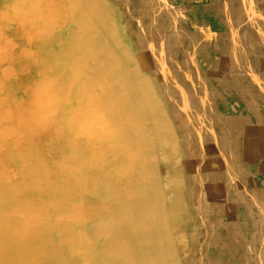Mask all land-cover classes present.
Returning a JSON list of instances; mask_svg holds the SVG:
<instances>
[{
  "label": "bare ground",
  "instance_id": "6f19581e",
  "mask_svg": "<svg viewBox=\"0 0 264 264\" xmlns=\"http://www.w3.org/2000/svg\"><path fill=\"white\" fill-rule=\"evenodd\" d=\"M83 1L90 7L91 13L99 18L102 27L110 29L106 16L111 11L106 6L107 2ZM119 1L126 6L129 19L137 25L139 46L147 54L150 64L164 78V94L173 103L170 115L173 128L177 130L173 133L180 137L178 149L183 159L180 167L186 175L183 182L165 178L158 183L159 162L170 159L171 163L173 155L166 157L161 150L157 156L152 153L151 146L137 144L146 143L151 131L162 141L167 139L161 127L159 129L155 124L147 126L145 122L150 118L160 119L162 115L153 107L151 83L143 73L138 75L139 64L134 61L131 46L118 37L121 29H114L115 36L103 41L89 18L83 14L85 5H74L70 23L73 30L68 33L72 35L73 49L68 55L75 60L82 52L76 66L86 67L77 70H85L88 85L96 84V90L100 94L103 91L105 105L113 110V117L116 114L120 117L119 128L121 126L122 131L127 132L128 140H131L130 149L135 150L134 154L128 155V160L125 155L122 156L121 162L130 160V164L134 165V175L130 180L137 192L131 197L122 191L114 193L111 213L120 210L129 212L122 220H112V230L103 256L109 259L110 264H132L131 257L140 264L141 260L150 261L159 252L162 253L157 239L166 240L163 232L169 229L170 219L168 204L164 205L166 201L161 198L174 191L180 200L176 199L173 206L180 211L176 212L178 215L181 213L182 222L189 223L190 234H199L198 241L194 240L200 250L207 241L218 247L214 259L219 264H264V251L258 249V233L264 227V192L255 189L248 194L236 183L241 177L246 179L253 176L256 182L264 179V0ZM204 1L208 4L203 5ZM171 19L181 20L180 35L169 33L167 25ZM186 23L189 25L186 26ZM62 40L68 41L66 33ZM179 48L181 54L177 55ZM159 56L163 57L165 66L159 65ZM167 73L171 80L167 78ZM103 82L111 87L103 88ZM209 84L212 89H206L205 85ZM139 96L144 101L142 105L138 104L141 102ZM2 100L1 103L6 99ZM187 104L194 107V114ZM4 133L1 132L0 137L2 134L4 137ZM216 151L220 152L223 160L216 156ZM170 171L173 170L170 168ZM61 173H71L75 182L85 180L74 168L69 171L64 166ZM141 183H146L148 187L141 189ZM64 191L65 196L67 190ZM140 193L148 195L142 198ZM66 201L58 202L64 207ZM51 204L58 205L54 201ZM12 209L5 210L3 216L12 213ZM72 213L78 212L74 210ZM29 214L39 217L35 219L32 231H25L21 223L11 222L10 235L18 239L15 243L19 245H4L2 240L8 237L0 235V264H45L54 258H58L57 264L68 263L69 258H64L59 245L48 237L50 226L42 220L41 211ZM86 233L89 234V231ZM143 237L150 239L142 242ZM75 239L67 237L60 243L70 246L71 255L78 253L81 247ZM82 245L87 251L91 243L84 239ZM204 255L208 257L205 264L214 263L209 250Z\"/></svg>",
  "mask_w": 264,
  "mask_h": 264
},
{
  "label": "rangeland",
  "instance_id": "374dc122",
  "mask_svg": "<svg viewBox=\"0 0 264 264\" xmlns=\"http://www.w3.org/2000/svg\"><path fill=\"white\" fill-rule=\"evenodd\" d=\"M105 1L107 8L111 11L106 16L110 25L108 30L102 27L99 18L91 13L90 7L83 0H64V2L63 0H0V100H7L0 102V125L2 126H0V133L4 131L6 133V129L10 134L12 132L11 135H7V132L4 133L6 136L3 137L2 134L0 137L2 139L0 140V235L8 237L2 240L4 245L9 247L19 245L15 243L18 239L10 235L11 222L21 223L25 231H32L35 227V219L39 217L29 213L40 210L43 215L42 220L50 226L47 232L48 237L55 242V245H59L63 257L69 258L66 264H91L92 262V264H110L109 259L103 256V250L110 238L112 220H122L129 212L120 210L111 213L114 207L113 195L122 191L131 197L137 192L133 186L134 183L130 180L134 175V165L130 164V160L126 163L121 162L122 156L125 155L128 160V155L134 154L135 150L130 149L131 140H128L127 132H123L121 126L119 128L120 117L117 114L115 117L111 115L113 110L105 105L106 100L102 99L103 91L100 94L96 90V84L88 85L84 76L85 70L81 72L77 70L86 67L85 65L76 66L78 58L82 57V52L75 60L70 59L68 55V52L73 49L72 35L68 33L73 30L70 23L74 5H85L83 14L89 18L103 41L115 36L114 29L116 30L117 27L121 29L118 37L131 46L134 61L139 64L138 75L143 73L151 83L153 107L157 108L162 115L160 119L156 117L159 121L150 118L145 122L147 126L155 124L159 129L161 127L162 134H166L167 139L162 141L151 131V136L146 143L137 142V144L143 147L151 146L152 153L157 156L161 150L166 157L169 154L173 155L171 163L170 159L159 162L158 183L165 178L168 180L175 178L183 182L186 175L180 167L183 161L178 149L180 137L173 133L177 131L175 127L173 128V119L170 115L173 103L164 94L166 93L163 90L164 78L158 69L153 67L152 63L150 64L147 54L139 46L137 42L139 30L136 23L129 19L126 6L119 0ZM202 4L208 3L204 1ZM177 20L173 22L171 19L167 27L169 33L180 35L181 20ZM186 24V26L189 25V23ZM65 33L68 41L63 42ZM158 50L160 52L161 48ZM176 53L181 54V48L177 49ZM159 63L164 66L166 64L162 56H159ZM167 74V78L171 80L170 74ZM90 79L92 80L91 76ZM142 81L145 82V78ZM205 86L206 89L213 88L210 84ZM104 87L108 88L111 85L106 86L103 82ZM140 97L141 102L138 104L142 105L144 101ZM13 100L16 101L13 102ZM187 106L194 114V107L189 104ZM19 133H21L20 137ZM216 153V156L223 160L220 152L216 151ZM192 160L193 157H191ZM192 162L195 163L194 160ZM64 166L69 171L76 169L85 180L81 183L75 182L71 173H61ZM170 168L173 171H170ZM13 176H16L15 179ZM252 178L253 176H248L246 179L241 177L235 180L242 191L250 194L252 186L249 184H253ZM231 179L234 181L233 177ZM140 187L146 189L148 185L141 183ZM64 189L67 190L65 196ZM140 195L143 198L148 194L140 193ZM165 196L166 199H161L166 201L164 205L168 204L170 224L169 229L163 232L166 240H161L159 237L157 239L163 252H159L157 257L150 258V261L141 260L140 264H181V262L182 264H205V259L208 257H205L204 253H207V250L213 254V264H219L214 259L215 253L219 250L217 246L204 241L200 250L199 244L195 245L199 234L194 236L190 234L191 228L187 225L189 223L182 222L181 213L178 215L176 212L180 211L173 206L179 197L175 196L174 191L166 193ZM64 199L68 201L64 207H61L58 201ZM53 201L58 205L51 204ZM11 207L13 212L3 216V212ZM71 210L72 212L76 210L78 213H72ZM88 231L89 234L86 233ZM75 234L79 236L74 237ZM258 234L260 238L258 249L263 252L264 229ZM67 237L76 238L75 240L81 245L75 255H71L69 245L60 244L61 241L67 240ZM84 239L91 243L87 251L82 245ZM149 239L143 237L142 242H147ZM57 259L54 258L50 260L51 262L48 260L45 264H57ZM131 263L137 264V261L131 257Z\"/></svg>",
  "mask_w": 264,
  "mask_h": 264
},
{
  "label": "crops",
  "instance_id": "0c3cea01",
  "mask_svg": "<svg viewBox=\"0 0 264 264\" xmlns=\"http://www.w3.org/2000/svg\"><path fill=\"white\" fill-rule=\"evenodd\" d=\"M253 179V180H252ZM251 180H252V183L253 184H249V185H251L252 186V189L250 190V191H252V190H255V189H257V190H259V191H262V192H264V179L261 181H257L256 182V180H255V178L253 177ZM258 183V184H257ZM260 183V184H259ZM262 187V188H261ZM263 229H264V227H263Z\"/></svg>",
  "mask_w": 264,
  "mask_h": 264
}]
</instances>
